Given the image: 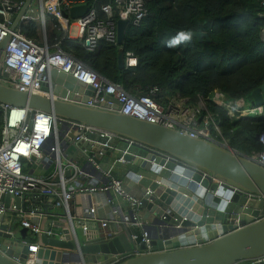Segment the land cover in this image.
<instances>
[{
    "label": "water",
    "instance_id": "water-1",
    "mask_svg": "<svg viewBox=\"0 0 264 264\" xmlns=\"http://www.w3.org/2000/svg\"><path fill=\"white\" fill-rule=\"evenodd\" d=\"M30 1H23L10 30L17 26ZM87 10L85 3L73 5L62 16L75 20ZM127 25V20H116L117 45H122ZM189 32L199 42L210 41L205 31ZM8 38L9 34L0 40V58ZM117 63L119 68H124L122 48L118 50ZM45 79L41 91L46 95L19 91L0 83V103L100 128L150 148L108 140L95 133H88L73 144L86 158L91 173L99 170L92 167L88 158L101 171L120 179L122 188L139 199L144 212L142 229L150 239V251L142 252L145 243L140 241V253L116 264H264V260H258L264 256V203L237 191L264 196L263 166L229 148L191 137L176 128L83 105L92 95V88L54 68L45 74ZM105 100L113 103L112 109L117 108L116 100L110 96ZM249 103L251 106L264 104V84L252 91ZM104 142L107 144L102 147ZM203 173L209 176L203 177ZM64 175L68 177L69 171H64ZM10 199L16 206L24 201L7 194L5 206ZM54 215L63 218L64 213L58 210ZM127 216L130 218V212ZM125 220L123 216L122 221ZM53 224L61 231L46 236L48 223L43 226L44 232L36 236L39 247L34 264H61L74 253L81 259L84 253L112 257L131 253L134 247L128 228L122 232L116 229L110 238L99 241L78 236L75 223L74 239L66 223ZM0 238V264H23L29 240L11 232H0Z\"/></svg>",
    "mask_w": 264,
    "mask_h": 264
},
{
    "label": "built area",
    "instance_id": "built-area-1",
    "mask_svg": "<svg viewBox=\"0 0 264 264\" xmlns=\"http://www.w3.org/2000/svg\"><path fill=\"white\" fill-rule=\"evenodd\" d=\"M83 3V0L78 2L31 0L17 26L10 30L12 18L8 16V11L13 9L16 13L23 1L13 3L9 0H0V40L9 34L0 58V83L19 91L46 95L42 93L41 85L42 82L47 81L45 74L54 68L92 88V95L83 105L112 110L148 122L176 128L191 137L202 138L229 148L264 167V129L257 135L261 146L259 151L249 156L236 151L223 139L219 121L208 110L207 101L224 109L229 117L236 118L250 116L248 111L254 112L253 116L264 118V104L245 108V99H228L224 93L214 91L207 98L197 95L194 105L178 107L172 102L161 105L155 100V95L160 91L159 87L152 86L147 92L132 94L120 84L112 82L92 69L72 53L63 50L58 41L48 42L45 26L48 21L55 19L63 24L69 37L76 39L85 49L93 51L102 40L116 42L117 19L127 20L128 25L139 26L148 11L144 0H111V3H102L99 7L103 17H99L96 8L93 7H88L87 12L75 20L62 16V13L67 12L71 6ZM260 6L264 7V0L260 1ZM30 22H35L37 25L40 32L39 42L27 37L20 30L21 25ZM71 27L74 32L71 31ZM259 35L264 43V27ZM135 63L136 59L132 53L124 52V67L134 66ZM106 96L116 100V109H112V102L105 100ZM0 117L2 120L0 128V232H9L8 228H3V226L5 217H10L21 227L40 234L42 232L41 222L32 221V219L37 217L43 219L45 215L38 211L31 202L25 206V202L29 199L28 196L32 198L50 196L54 198V205L63 211L70 232L73 233V223H75L82 234L87 235L90 223L96 220L92 209L86 208L84 211L91 214L90 217L79 213L76 218H73L69 212L70 200L75 194L89 195L93 192H109L121 200L130 211V218L122 223L130 221L141 229L139 241L145 243V249L142 252L150 251V239L142 229V209L139 199L122 188L120 179L112 178L108 173L101 171L91 158H88V162L93 168L99 170L98 173L90 174L79 168L73 160L64 156L67 144H76L88 133H95L108 140L125 141L130 145L147 148L146 146L110 131L71 120L56 119L47 113L25 107L0 103ZM106 144L104 142L102 147ZM43 156L51 161L50 170L43 174L22 171L23 160L27 163H37ZM66 170L69 171L68 177L64 175ZM89 171L91 172L90 168ZM202 176L209 175L203 173ZM216 181L219 182V180ZM237 191L248 198H255L264 203V196L261 194L238 189ZM7 194L24 198V201L16 206L10 199L8 205L5 206L4 196ZM100 225L105 227L107 222L101 221ZM45 234L52 236L54 229H47ZM130 237L135 241L132 234ZM38 245V243L28 245V253L23 264H34ZM135 254L131 252L112 256L108 264H116ZM258 260H264V256Z\"/></svg>",
    "mask_w": 264,
    "mask_h": 264
},
{
    "label": "trees",
    "instance_id": "trees-1",
    "mask_svg": "<svg viewBox=\"0 0 264 264\" xmlns=\"http://www.w3.org/2000/svg\"><path fill=\"white\" fill-rule=\"evenodd\" d=\"M260 1L144 0L147 15L139 26L127 25L122 45L102 40L93 51L69 37L55 19L46 23L45 34L48 42L58 41L63 50L132 94L159 87L155 100L161 105H165L162 97L166 95H177L194 105L197 95L207 98L214 91L224 93L228 99L247 100L254 89L264 84V43L259 35L264 27V7ZM83 2L103 17L99 7L111 0ZM20 30L40 41L35 22L21 25ZM181 31H205L210 41L199 42L191 35L189 41L167 46ZM119 48L132 53L134 66L118 67ZM207 108L219 121L220 133L231 148L248 156L260 150L257 135L264 129L263 117H229L210 101ZM1 125L0 117V128ZM33 170L35 163L22 161V171Z\"/></svg>",
    "mask_w": 264,
    "mask_h": 264
},
{
    "label": "crops",
    "instance_id": "crops-1",
    "mask_svg": "<svg viewBox=\"0 0 264 264\" xmlns=\"http://www.w3.org/2000/svg\"><path fill=\"white\" fill-rule=\"evenodd\" d=\"M8 16L13 20L15 13H8ZM162 99L164 103L172 102L178 107L190 106V104H188L185 99L179 98L177 95H166L162 97ZM64 156L73 160L79 168L84 169L87 172L89 171V166H87L86 164V158L83 154L78 152L72 144H67L66 148L64 149ZM35 165L36 170H33L31 173L43 174L52 167L51 161L45 156H43V158L39 162L35 163ZM133 189L134 188H132L131 190L134 191ZM27 198L29 199L25 202V206L29 202H31L35 207H37L38 211L45 215L43 219L37 217L33 218L32 221L41 222L42 229L43 226L48 223V229H54V231L60 232L61 228H58V226H55L53 223L57 221L66 223V217L63 215L64 218L61 219L57 218L54 215L55 211H62L60 208L56 209V206L53 203L54 198L50 196H35L33 198L32 196H28ZM86 208L92 209V214L96 220L93 223H90L87 235H83L80 229L77 227L78 236H82L85 239L90 236V238L92 239L98 238L99 241H104L114 235L116 233V229L119 232H122L125 228H128L135 239V241L133 240L134 247L132 252L134 254L136 252H140L138 248V243L140 242L139 237L141 229L138 228L135 224L130 223V221L128 223H122V217L124 216L126 217V220H128L127 214H129L130 211L128 210L127 206L123 202H121V200L116 198L113 194L108 195V193L93 192L89 195L84 193L75 194L69 202V212L73 218H76V215H78L79 213H83L84 216L90 217L91 214L84 212ZM143 213L144 212L141 211V217ZM5 218L6 219H4L3 228H8L7 231L15 234V236L20 237L21 239L29 240V242L36 243L35 240L37 235L35 233L31 232L26 228L21 227L17 221L13 222L10 217ZM101 221H106L107 225L105 227H101ZM142 221L143 223H145L143 218ZM66 224L67 228L69 229L68 223ZM69 233H71L70 229ZM71 235L74 239V232L71 233ZM110 259L111 257L107 255L89 253H84L81 259L77 254L74 253L72 254L71 258L69 257L68 260L62 261L61 264H108V261Z\"/></svg>",
    "mask_w": 264,
    "mask_h": 264
},
{
    "label": "clouds",
    "instance_id": "clouds-1",
    "mask_svg": "<svg viewBox=\"0 0 264 264\" xmlns=\"http://www.w3.org/2000/svg\"><path fill=\"white\" fill-rule=\"evenodd\" d=\"M190 39H191V32L181 31L177 34L176 37L172 38L167 42V46L174 47L179 43L189 41Z\"/></svg>",
    "mask_w": 264,
    "mask_h": 264
},
{
    "label": "rangeland",
    "instance_id": "rangeland-1",
    "mask_svg": "<svg viewBox=\"0 0 264 264\" xmlns=\"http://www.w3.org/2000/svg\"><path fill=\"white\" fill-rule=\"evenodd\" d=\"M61 26H62V28L64 29V26H63V24H61ZM65 30V29H64ZM71 31H73V28L71 27ZM74 32V31H73ZM244 107L245 108H250L251 107V104L249 103V99H247L246 101H245V105H244ZM248 113H249V115L250 116H253L255 113L254 112H252V111H248ZM56 209H59L58 207H56Z\"/></svg>",
    "mask_w": 264,
    "mask_h": 264
},
{
    "label": "bare ground",
    "instance_id": "bare-ground-1",
    "mask_svg": "<svg viewBox=\"0 0 264 264\" xmlns=\"http://www.w3.org/2000/svg\"><path fill=\"white\" fill-rule=\"evenodd\" d=\"M88 172L91 174L90 171H88ZM108 193H109V192H108ZM110 195H111V193H110ZM53 203H54V202H53ZM63 218H64V217H63ZM61 219H62V218H61ZM28 230H29V229H28ZM42 230H43V229H42ZM55 230H56V229H55ZM42 232H44V230H43ZM42 232H41V233H42ZM41 233H40V234H41ZM44 233H45V232H44ZM55 233H56V231H54V234H55ZM35 234H36V233H35ZM40 234H36L37 237H38ZM54 234H53V235H54ZM45 235H46V234H45ZM53 235H52V236H53ZM46 236H47V235H46ZM35 241H36V243L39 244L38 240H35ZM30 243H33V242H28L27 245H29ZM38 247H39V245H38ZM26 255H27V254H26Z\"/></svg>",
    "mask_w": 264,
    "mask_h": 264
}]
</instances>
